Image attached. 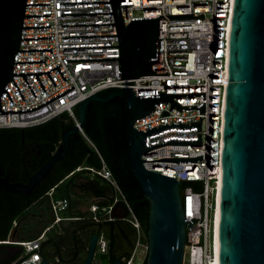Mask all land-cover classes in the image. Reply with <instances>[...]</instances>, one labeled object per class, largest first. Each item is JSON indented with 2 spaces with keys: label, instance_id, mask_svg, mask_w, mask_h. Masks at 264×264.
<instances>
[{
  "label": "built area",
  "instance_id": "2783aa9c",
  "mask_svg": "<svg viewBox=\"0 0 264 264\" xmlns=\"http://www.w3.org/2000/svg\"><path fill=\"white\" fill-rule=\"evenodd\" d=\"M109 0H25L23 15H46L22 20V27L50 26L49 28L21 29L20 38L50 37L41 40H21L18 50L51 49L48 51L16 52L13 62L45 61L43 63L13 64L11 74L46 72L48 74L25 75L35 97L32 96L21 75L12 76L4 87L6 94L0 96L1 111L29 110L40 106L58 94L73 87L40 108L24 113H1L0 129L29 128L44 124L59 115H66L83 136V129L74 110L91 96L122 88L119 61H76L69 59L118 58V48L70 49L72 47L118 46L117 37L65 38L62 36L116 35L115 26L60 27L61 25L109 24L114 23L112 14L60 16V14L111 12L110 3L70 4L67 2H96ZM120 14L126 26L133 18H153L162 15L193 14L189 17L157 18V61L149 65V72L141 75L131 84L136 96L165 94L203 93L200 96L172 97L180 107L198 106L204 103V114L199 109L179 111L170 108V103L158 102L149 116L135 120L133 129L137 132L158 125L180 123H200V146L165 145L149 150L141 160L152 161L162 158H196L195 163L142 162L146 171L173 178L180 188L183 218L193 222L194 227L186 230L183 264H212L214 260V215L217 194L221 183L222 130L227 87L229 27L233 0H124L120 2ZM167 74V75H166ZM169 110V111H168ZM196 127L167 128L145 135L144 147H151L170 140L183 142L197 141ZM101 169L95 171L100 178L111 184L123 200V196L101 160ZM194 188H198L195 190ZM50 191L49 195L51 194ZM116 202V200H115ZM123 202H125L123 200ZM126 208L131 213L127 203ZM67 207V201L51 203L53 223L60 221L59 212ZM94 215L96 206L89 208ZM112 207L102 209L109 214ZM132 226L137 233V241L129 258L123 264H142L147 254V243L141 242L140 224L131 214ZM16 223H13V227ZM44 234V233H43ZM43 234L26 242H4L17 245L22 256L13 264H42L39 249ZM106 241L97 237L95 252L104 253ZM141 255H140V253ZM139 253V256L137 254Z\"/></svg>",
  "mask_w": 264,
  "mask_h": 264
},
{
  "label": "water",
  "instance_id": "95a60500",
  "mask_svg": "<svg viewBox=\"0 0 264 264\" xmlns=\"http://www.w3.org/2000/svg\"><path fill=\"white\" fill-rule=\"evenodd\" d=\"M109 0L96 2H67L70 4L110 3L111 12L60 14V16L104 15L112 14L114 23L61 25L60 27L109 26L114 25L116 35L62 36L65 38L117 37L118 46L72 47L70 49L118 48V58L69 59L67 62L117 60L120 67L122 88L110 91L103 96L95 94L80 103L77 110L79 127L84 128L87 111L92 103L107 104L119 100L120 123L125 143L126 167L140 194L149 203L147 224V254L145 264H183L186 242V230L194 227L189 219L183 218L180 185L173 178L146 171L142 162L195 163L196 158H162L145 161L141 156L149 150L165 145L200 146V123H170L137 132L133 129L135 120L149 116L158 102L170 103V108L179 111L199 109L204 114V103L198 106L180 107L172 97L200 96L203 93L165 94L136 96L131 90L132 82L141 75V68L157 61V18L189 17L193 14L162 15L153 18H133L124 25L120 14V2ZM25 4V0H0V96L6 94L4 87L11 81L24 101L12 76L21 75L33 97L34 94L26 82L25 75H34L43 92L37 75L46 74L58 66L35 73L11 74L13 64L43 63V61L13 62L16 52L48 51L51 49L18 50L21 40H41L50 37L20 38L21 29L49 28L50 26L22 27V20L29 17H47L46 15H23L25 6H43ZM167 75V74H166ZM58 94L40 106L20 111H1V113H24L36 110L68 90ZM168 110V111H169ZM196 127L197 141L183 142L170 140L151 147H144V137L167 128ZM78 133L77 127L71 126L61 132V143L25 182H9L0 175V190L10 194L28 197L34 188L50 173L53 165L61 161L68 152L69 138ZM221 187L219 196L218 222V264H264V0H233L231 23L229 27V56L227 87L222 130ZM15 229L8 235L11 242ZM97 235L90 238L83 264H92L96 250ZM9 244V243H5ZM42 264L47 262L42 261ZM113 264H123L115 260Z\"/></svg>",
  "mask_w": 264,
  "mask_h": 264
},
{
  "label": "trees",
  "instance_id": "16d2710c",
  "mask_svg": "<svg viewBox=\"0 0 264 264\" xmlns=\"http://www.w3.org/2000/svg\"><path fill=\"white\" fill-rule=\"evenodd\" d=\"M141 72L148 73L149 67L141 68ZM108 93L101 92L103 96ZM74 113L77 115L76 109ZM120 116L118 99L92 103L83 128L86 139L79 133L69 138L67 155L53 165L30 196L0 190V264H13L22 256L19 246L4 243L9 242L12 229L11 242L31 241L44 233L39 254L47 264H83L93 235L105 239L106 250L95 252L92 264H113L129 258L137 241L131 214L140 224L141 242L147 243L149 203L127 171ZM71 126L63 114L29 128L0 129V174L11 183L24 182L26 174L30 176L46 162L61 143V132ZM38 149L40 157H36ZM101 160L125 202L111 184L95 174L101 169ZM62 200L67 201V207L54 224L51 203ZM92 205L97 208L94 215L89 210ZM109 207V214L102 211Z\"/></svg>",
  "mask_w": 264,
  "mask_h": 264
},
{
  "label": "bare ground",
  "instance_id": "6f19581e",
  "mask_svg": "<svg viewBox=\"0 0 264 264\" xmlns=\"http://www.w3.org/2000/svg\"><path fill=\"white\" fill-rule=\"evenodd\" d=\"M220 187L219 184L218 194H217V205L214 215V260L212 264H218V222H219V196H220Z\"/></svg>",
  "mask_w": 264,
  "mask_h": 264
},
{
  "label": "flooded vegetation",
  "instance_id": "af4514ba",
  "mask_svg": "<svg viewBox=\"0 0 264 264\" xmlns=\"http://www.w3.org/2000/svg\"><path fill=\"white\" fill-rule=\"evenodd\" d=\"M32 150V152H34V149H31ZM41 156V150L40 149H38L37 150V152H36V157H40ZM43 158L45 157V155L44 156H42ZM48 159V158H47ZM39 163L41 162L40 160L38 161ZM1 175V174H0ZM29 175H25V179H24V182L26 181V178L28 177ZM1 177H4V176H2L1 175Z\"/></svg>",
  "mask_w": 264,
  "mask_h": 264
},
{
  "label": "rangeland",
  "instance_id": "374dc122",
  "mask_svg": "<svg viewBox=\"0 0 264 264\" xmlns=\"http://www.w3.org/2000/svg\"><path fill=\"white\" fill-rule=\"evenodd\" d=\"M140 253V252H139ZM139 253L137 254V256H139ZM140 255H141V253H140Z\"/></svg>",
  "mask_w": 264,
  "mask_h": 264
}]
</instances>
